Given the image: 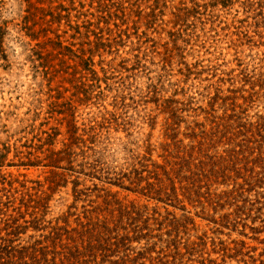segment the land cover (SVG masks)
<instances>
[{"label": "rangeland", "instance_id": "1", "mask_svg": "<svg viewBox=\"0 0 264 264\" xmlns=\"http://www.w3.org/2000/svg\"><path fill=\"white\" fill-rule=\"evenodd\" d=\"M3 254L264 264V0H0Z\"/></svg>", "mask_w": 264, "mask_h": 264}, {"label": "trees", "instance_id": "2", "mask_svg": "<svg viewBox=\"0 0 264 264\" xmlns=\"http://www.w3.org/2000/svg\"><path fill=\"white\" fill-rule=\"evenodd\" d=\"M8 256H10V254H8L6 256H5V254H3V258L1 257L0 260L4 263L1 262L0 264H15V262L11 263V259Z\"/></svg>", "mask_w": 264, "mask_h": 264}]
</instances>
